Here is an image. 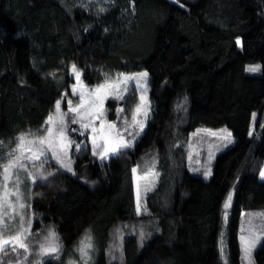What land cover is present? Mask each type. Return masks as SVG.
<instances>
[{"label":"trees","instance_id":"1","mask_svg":"<svg viewBox=\"0 0 264 264\" xmlns=\"http://www.w3.org/2000/svg\"><path fill=\"white\" fill-rule=\"evenodd\" d=\"M70 65L88 85L147 72L150 111L130 148L100 160L88 146L32 184L34 226L60 243L39 264H63L87 233L89 264H225L221 233L227 264H243L241 218L264 211V0H0V156L67 109ZM119 103L105 101L108 119ZM221 126L234 141L197 163L193 133ZM148 164L159 175L138 215L132 169ZM252 257L264 264V240Z\"/></svg>","mask_w":264,"mask_h":264},{"label":"snow or ice","instance_id":"2","mask_svg":"<svg viewBox=\"0 0 264 264\" xmlns=\"http://www.w3.org/2000/svg\"><path fill=\"white\" fill-rule=\"evenodd\" d=\"M178 2V0H177ZM103 11V9H101ZM240 44V41H237ZM260 65L249 66L246 71L255 72L259 71ZM73 74L75 75L77 84H74L73 95H78V102L73 105L72 100H68L70 113H73L72 123H79L81 135H84L85 131L91 130V146L92 154L98 156L101 160L107 159L110 156L118 155L121 150L130 148L132 146V140H134L144 129V120L147 118L150 111V102L147 100L145 93L147 92V72H140L132 74L131 76H126L120 74L122 77V82L127 83L130 80H135L137 85L141 88L140 103L136 105L133 110L131 123L128 124L123 131L117 129L115 135H113V130L116 129L115 123H106L104 120L105 110L103 109V101L113 93L110 89L118 86L117 82H109L105 79L104 83L96 85L92 89H88L87 86L83 85L80 79L81 73L76 69V66H72ZM144 80V84L140 85V80ZM79 85V87H78ZM125 91L127 89L125 88ZM116 99H124L123 94L115 95ZM186 100V98H185ZM123 109H118V112H123ZM67 113L61 112V101H57L55 105V115H49L47 121L45 122L48 127L46 128V134L37 137L35 140H28L27 135L21 134L17 138L16 147L7 154V156H0V253L7 254V250L10 248L12 253L23 255L29 252L28 239L31 233H29L28 228H25L23 217L17 211L16 202L22 199V194L20 192V173L24 172L31 179L32 183H36V176L28 170V163L40 162L41 168H43L44 163H46L48 158V153L51 154L52 158L57 160L61 167L67 171H72L71 160L67 159L68 151L75 143L70 140L67 136V123L65 120ZM255 116V114H253ZM143 117L144 119H140ZM99 121V127L96 126V121ZM129 129H136L135 131H129ZM75 132L77 129H71ZM209 131L210 130H204ZM125 134L131 139H125ZM252 133L250 132L249 135ZM211 135H219L222 140L226 141V144L232 143L231 132L227 129L219 130L217 132H211ZM225 144V146H226ZM3 142L0 141V146ZM81 144L75 143V148L80 150ZM87 147V145H84ZM211 159V156H210ZM133 174L137 172L136 168L132 169ZM51 175V174H49ZM158 173H153V176H158ZM205 177L211 175V168L209 167L204 173ZM148 173H145L143 177H137L138 180H146ZM261 178H264V170L260 171ZM41 179H47L46 175L41 174ZM11 183L12 188L9 187ZM154 186V181H153ZM145 191L150 190V188H145ZM232 193L229 192L225 202H224V216L227 219V209L231 206ZM15 197V201L12 200ZM23 204H19V208H23ZM141 194L139 184L137 185V196H136V212L139 215L141 213ZM146 211V209H144ZM251 215V214H249ZM264 218V213L255 214ZM19 217L17 223H12L16 221ZM30 224V221L28 222ZM17 224L19 226H17ZM247 232V235L242 234L240 236L241 250H242V261H246L247 264H252L251 254L253 249L264 240V225L259 229H256L249 221V227L245 230L242 228V233ZM143 237V233H141ZM7 237V238H5ZM45 242L39 244V251L42 255L55 254L60 251L59 244L56 242L58 237L56 233L50 232L48 236L44 238ZM81 246L78 251L81 253V258L87 262L88 250L93 247L91 243V236L89 234L85 235V238L80 242ZM220 253L221 257L225 260L227 264L225 251L226 247L224 244L223 233H221L220 241ZM20 250H23L22 252ZM23 259L26 262L28 260L27 255H23ZM0 264H12L9 261H0ZM16 264H21L20 260L17 259Z\"/></svg>","mask_w":264,"mask_h":264},{"label":"rangeland","instance_id":"3","mask_svg":"<svg viewBox=\"0 0 264 264\" xmlns=\"http://www.w3.org/2000/svg\"><path fill=\"white\" fill-rule=\"evenodd\" d=\"M72 66L73 65L69 66V74L72 77L73 82L70 85L69 92L66 94V97H65L67 109L64 110L61 107V112L67 113L65 120L67 123V136H68V138L70 140L74 141L75 143L81 144L82 147L80 148V150H82V152H84L86 149V147H84V145H87V147L88 146L90 147V151L92 153V146H91V135H92V133H91V130L89 129L88 131L84 132V135H81L80 134L81 131H84V130L80 128L79 123H75V124L72 123V118H73L74 114L70 113L68 111V109H69L68 100H72L73 105H75V103H77L78 99H79L78 95H73V87L72 86L74 84H77V81H76L75 75L73 74ZM140 72H145V71L141 70V71H137V72L122 73V74H124L126 76H131L132 74L140 73ZM120 74L121 73H116L115 75H113L111 78L108 79L110 83L111 82H117V84H118L117 87L110 89V91L113 93V95L109 96L108 98H114L115 95H118L121 93L124 96V99H122V100L115 98L118 102H120L117 105V118L118 119L116 121L108 119L106 117V115L104 114V120L106 121V123H115V125H116V129L113 130V135H115V132L117 129L123 131V129L126 128L128 126V124L131 123L133 110L136 108V105L138 103H140V96L142 94L141 88H140V86L137 85L135 80H130L125 84L122 82V77H120ZM80 79L83 82V85L87 86L88 89H92L96 85L105 82V80H104L100 83L88 85L83 81L81 76H80ZM139 83H140V85H143L144 80L141 79ZM78 87H79V85H78ZM125 88L127 89V91H125ZM148 94H149V85H148V79H147V92L145 93V95L147 97V100L150 102ZM107 99H105L103 101V109L104 110H105V101ZM118 109H123L124 111L118 112ZM49 115H55V106L53 107V110ZM49 115H48V117H49ZM48 117L46 118L45 122L47 121ZM253 118H254V116H253ZM140 119H144V118L140 117ZM45 122L38 129H33V130H29L27 132L20 133L18 135V137L21 134H29L30 133L29 135H27V139L28 140H35L37 137L45 135L46 134V128L48 127V125H46ZM145 122H146V119L144 120V124H145ZM95 123H96V126L99 127L100 122L97 120ZM71 129H77V131L73 132V131H71ZM221 129H227L229 132H231L227 127L221 126L218 128L200 127V128H197L196 131L193 133V135H192L193 143L191 145V154L192 153L196 154L195 155L196 156L195 161L197 163L200 160H201V162H203V161L206 162L208 160L209 161L212 160V158L214 157V155L216 153H218L219 151H221L225 147L232 144V143L226 144V141L222 140L219 135H217V136L211 135V132L219 133V130H221ZM135 130L136 129H129V131H135ZM204 130H210V132L204 131ZM73 134H76V135L72 136ZM137 137L134 140H132V144L137 139ZM125 139H131V137H129L125 134ZM231 139L233 142L234 141L233 135L231 136ZM16 142H17V140H16ZM75 143L69 149L68 157H67V159L71 160L72 170H73L72 154L73 153L75 154V152L80 151V150H77L75 148ZM225 144H226V146H225ZM15 147H16V145H15ZM210 156H211V159H210ZM96 157L98 159H100L98 156H96ZM26 163H28V170L36 176V178H37L36 180L41 179L40 178L41 174L46 175L48 177V176H50L49 174L52 175L55 172V169L53 168L52 163H56L61 169L66 170L63 167H61V165L59 164V162L57 160L52 158L50 153H48V158H47L46 163H44L43 168H41L40 162H35V164H33L32 162H26ZM135 168L137 169V172L135 174H133V178H134V182H135V191H136V195H137V185L139 184L140 194L142 196L144 189L147 186H149L150 183L152 182L153 171H152L150 164H148L146 166L144 165L142 167V170H140L137 167H135ZM261 170H264V162H263V165H262L260 171ZM260 171H259V177L261 178ZM146 172L148 173L146 180H138L137 179V177L145 176ZM20 179H21V183H20L19 188H20V192L22 194V199H20L18 202H16V205H17V211L20 213V216L23 217V220H24L23 226L25 228H28L29 233H31V235L29 236V239H28L29 252L23 254V255H27L28 260L25 262L23 259V255L18 256L17 254L12 253L10 248H9L7 250V254L0 253V261H9L10 260L12 262V264H16L17 259H19L21 264H39L42 261V259L45 257H58V256L60 257V251L58 253L49 254V255L40 254L39 244L44 243L45 242L44 238L46 236H48L50 232H53V231L55 232V230L52 226L46 225V224L40 225V226H34V217H33L32 210H31V207L29 204V193H30V189H31V186L33 183L31 181V179L27 176V174L24 172L20 173ZM261 179H264V178H261ZM9 187L12 188L11 183L9 184ZM230 192L232 193V190ZM12 200L15 201V197H12ZM19 204H23L24 207L22 209L19 208ZM257 213H264V211L251 212V213H248V214H245L244 216H242L241 222H240V229H239V240H240V236L242 234L247 235L246 231L244 233H242V228L246 230L249 227V221H251L252 225H254L256 229H259L262 225H264V218L255 215ZM249 214H251V215H249ZM17 221H19V217H17L16 221H12V223H17ZM29 221H30V224L28 223ZM17 226H19V225L17 224ZM87 234H89V233H87ZM85 235L83 236L82 239L85 238ZM5 238H7V237H5ZM81 240L73 248L70 256H68L64 259L63 264H85V261L81 258V253L78 251V249L81 246V244H80ZM56 242L59 244V247H60L59 241L57 240ZM91 243L93 245L92 238H91ZM240 244H241V241H240ZM20 251L22 252L23 250H20ZM252 255H253V251L251 254V261H252V264H254ZM93 256H94V246L88 250V258H87L86 264L90 263ZM241 257H242V250H241ZM242 263L247 264L246 261H242Z\"/></svg>","mask_w":264,"mask_h":264}]
</instances>
